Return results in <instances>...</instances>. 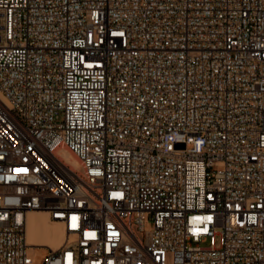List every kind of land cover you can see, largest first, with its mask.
Returning a JSON list of instances; mask_svg holds the SVG:
<instances>
[{
  "label": "built area",
  "instance_id": "built-area-1",
  "mask_svg": "<svg viewBox=\"0 0 264 264\" xmlns=\"http://www.w3.org/2000/svg\"><path fill=\"white\" fill-rule=\"evenodd\" d=\"M38 247L264 264V0H0V264Z\"/></svg>",
  "mask_w": 264,
  "mask_h": 264
},
{
  "label": "bare ground",
  "instance_id": "bare-ground-1",
  "mask_svg": "<svg viewBox=\"0 0 264 264\" xmlns=\"http://www.w3.org/2000/svg\"><path fill=\"white\" fill-rule=\"evenodd\" d=\"M62 156L79 166L78 159L67 150L59 151ZM65 238V231L60 222L53 221L45 211H33L28 216L27 241L32 245L57 248Z\"/></svg>",
  "mask_w": 264,
  "mask_h": 264
},
{
  "label": "rangeland",
  "instance_id": "rangeland-1",
  "mask_svg": "<svg viewBox=\"0 0 264 264\" xmlns=\"http://www.w3.org/2000/svg\"><path fill=\"white\" fill-rule=\"evenodd\" d=\"M43 246V245H42ZM49 253V249L45 248V247H38L35 250V261L38 264H42L43 260L45 259V257L48 255Z\"/></svg>",
  "mask_w": 264,
  "mask_h": 264
}]
</instances>
